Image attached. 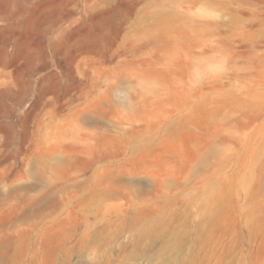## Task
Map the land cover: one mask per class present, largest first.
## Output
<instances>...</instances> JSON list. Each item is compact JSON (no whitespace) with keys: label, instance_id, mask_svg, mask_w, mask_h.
Wrapping results in <instances>:
<instances>
[{"label":"rangeland","instance_id":"374dc122","mask_svg":"<svg viewBox=\"0 0 264 264\" xmlns=\"http://www.w3.org/2000/svg\"><path fill=\"white\" fill-rule=\"evenodd\" d=\"M0 264H264V0H0Z\"/></svg>","mask_w":264,"mask_h":264}]
</instances>
